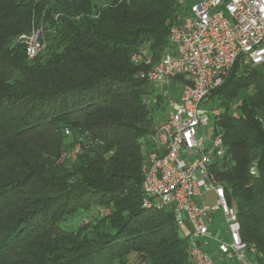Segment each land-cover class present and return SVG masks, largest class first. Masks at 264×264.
Wrapping results in <instances>:
<instances>
[{"label": "trees", "instance_id": "obj_1", "mask_svg": "<svg viewBox=\"0 0 264 264\" xmlns=\"http://www.w3.org/2000/svg\"><path fill=\"white\" fill-rule=\"evenodd\" d=\"M180 6L0 0V264H193L173 213L143 205L162 96L147 102L150 66L133 61L170 49ZM33 29L44 47L29 58L20 37ZM207 105L222 109L215 172L264 264V71L236 64Z\"/></svg>", "mask_w": 264, "mask_h": 264}, {"label": "built area", "instance_id": "obj_2", "mask_svg": "<svg viewBox=\"0 0 264 264\" xmlns=\"http://www.w3.org/2000/svg\"><path fill=\"white\" fill-rule=\"evenodd\" d=\"M189 1L181 0L180 19L170 30V49L158 62L146 50L133 56L136 63L150 66L149 81L183 80L179 101L170 103L167 119L144 141L143 205L173 213L185 232L193 264H215L206 247L214 215L222 211L230 243L218 241V252L228 262L250 264L248 254L255 250L244 242L237 213L214 169L226 156L218 124L222 109L207 104L236 64L264 67V0ZM41 36L33 29L20 37L29 58L44 47ZM211 122L214 128L207 143L200 130Z\"/></svg>", "mask_w": 264, "mask_h": 264}, {"label": "rangeland", "instance_id": "obj_3", "mask_svg": "<svg viewBox=\"0 0 264 264\" xmlns=\"http://www.w3.org/2000/svg\"><path fill=\"white\" fill-rule=\"evenodd\" d=\"M196 2L197 0H191L189 1V4H193ZM153 61L156 62L154 55H153ZM258 68L264 71V67L260 66ZM150 87H151V91L147 98L148 100L147 102L149 104L155 105L154 103L157 97L162 96V101L160 106L153 107V111H152V115L157 122L156 126H158V124H160L161 122L167 119L170 111V103L172 101L174 102L179 101L182 92V86L177 80L169 79L161 83L150 81ZM213 128H214V124L213 122H211L207 127H204L200 130L202 137L205 139L207 143L211 141ZM209 203L212 205L215 204V197H213V195L209 197ZM107 212L108 211H105L104 214H106ZM90 219L91 216L87 217L83 215L78 221H76V225L80 226L83 223L89 222ZM179 234L181 237H185V232L181 228ZM210 234H211V238H208V242L211 245L210 247L212 248L217 246L218 241L226 242L228 244L230 243L227 223L222 211H218L215 214V220L213 224L210 226Z\"/></svg>", "mask_w": 264, "mask_h": 264}, {"label": "crops", "instance_id": "obj_4", "mask_svg": "<svg viewBox=\"0 0 264 264\" xmlns=\"http://www.w3.org/2000/svg\"><path fill=\"white\" fill-rule=\"evenodd\" d=\"M217 213V212H216ZM215 213V214H216ZM225 217V216H224ZM214 220H215V215H214ZM211 245L208 244V247L207 248V251L210 253V255L212 256L215 264H237L236 262H228L224 256H222L219 252H218V243H217V246L212 248L210 247ZM248 260H249V263L250 264H254L253 263V258L249 255L248 256Z\"/></svg>", "mask_w": 264, "mask_h": 264}]
</instances>
